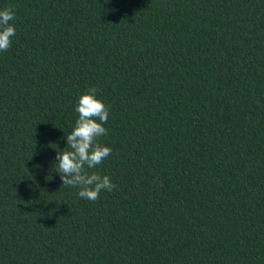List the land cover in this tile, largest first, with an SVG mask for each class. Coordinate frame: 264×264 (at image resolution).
Returning a JSON list of instances; mask_svg holds the SVG:
<instances>
[{
  "label": "trees",
  "instance_id": "trees-1",
  "mask_svg": "<svg viewBox=\"0 0 264 264\" xmlns=\"http://www.w3.org/2000/svg\"><path fill=\"white\" fill-rule=\"evenodd\" d=\"M0 264H264V0H0ZM109 107L95 202L61 185L78 97Z\"/></svg>",
  "mask_w": 264,
  "mask_h": 264
},
{
  "label": "clouds",
  "instance_id": "clouds-1",
  "mask_svg": "<svg viewBox=\"0 0 264 264\" xmlns=\"http://www.w3.org/2000/svg\"><path fill=\"white\" fill-rule=\"evenodd\" d=\"M12 7L0 9V52L10 48L16 29L12 21ZM95 87H90L78 97L75 111L78 118L66 135L67 150L57 152V170L62 184L78 188L79 197L95 202L102 191L116 188L109 175H101L95 169L112 153V149L99 142L108 134L104 127L109 118V107L97 98Z\"/></svg>",
  "mask_w": 264,
  "mask_h": 264
}]
</instances>
